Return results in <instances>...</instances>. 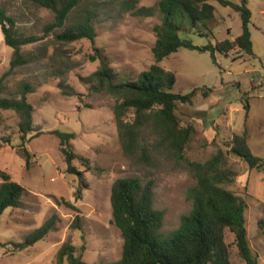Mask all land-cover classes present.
Segmentation results:
<instances>
[{
    "label": "rangeland",
    "instance_id": "rangeland-1",
    "mask_svg": "<svg viewBox=\"0 0 264 264\" xmlns=\"http://www.w3.org/2000/svg\"><path fill=\"white\" fill-rule=\"evenodd\" d=\"M157 1L86 0L82 4L94 13L93 43L83 38L56 44L49 33L41 41L21 48L27 53L40 52L45 47L48 58L14 70L6 80L4 95L15 94L20 81L30 83L35 90L27 95L32 106V131L25 141V148L31 153L29 166L19 152L18 114L0 109V171L9 174L26 191L23 206L9 208L0 217V264H58L57 254L64 243L73 245L76 255H81L87 264L117 261L123 239L111 223L110 192L119 177H138L143 184L154 181L153 206L164 211L165 232L176 229L181 215L190 211L186 194L196 183L193 174L163 148L157 149L148 163L138 155L126 154L114 118L115 98L92 90L93 82L89 80L99 66L97 60L89 59L95 47L108 58L110 67L122 80H135L154 64L153 27L161 23ZM228 1L245 3L251 11L252 56L234 47L226 55L216 51L214 64L209 52L179 48L160 66L175 76L172 92L187 94L196 89L191 103H177L175 109L180 125H191L195 131L184 158L203 162L218 149L226 153L228 165L236 173L228 188L246 203L248 244L258 264H264V165L249 168L230 152L233 136L246 131L251 151L264 160V0ZM210 3L215 8L214 19L206 26L198 23L191 27L188 17H175L182 28L181 38L203 46L232 41L240 35L239 13L216 1ZM1 7L15 20L17 31L25 35L43 37L44 26L53 20L50 10L28 0H0ZM139 8H152L154 13L149 17L134 15ZM60 30L54 29V33ZM53 51L59 55L50 61ZM11 58L12 49L4 43L0 26V76L8 70ZM60 80L77 95H64L58 87ZM245 102L249 105L247 113ZM124 119L132 122L133 111L129 110ZM55 130L74 133L72 149L78 157L87 159L88 168L79 159L72 162L83 171L87 184L78 199L75 192L79 180L66 172ZM63 201L72 203L78 212ZM52 215H56L54 230L32 246L14 248L12 243L22 242ZM76 215L81 219L80 229L72 227ZM259 220L263 221L262 227ZM225 242L231 264H246L229 230L225 231ZM62 264L68 263L64 260Z\"/></svg>",
    "mask_w": 264,
    "mask_h": 264
},
{
    "label": "trees",
    "instance_id": "trees-1",
    "mask_svg": "<svg viewBox=\"0 0 264 264\" xmlns=\"http://www.w3.org/2000/svg\"><path fill=\"white\" fill-rule=\"evenodd\" d=\"M38 7L50 10L53 20L43 28V37L34 34L19 33L15 20L0 8V26L4 43L12 49L9 68L0 76V109L11 110L18 114L20 133V154L29 166L31 153L25 148V141L32 131V106L27 95L35 87L26 81H20L13 95H4L6 80L13 71L44 58L47 49L40 52H22L21 48L41 41L49 33L53 34L56 44H68L80 39L94 42V13L83 2L86 0H28ZM211 1L221 6L231 7L239 13L241 33L234 40H224L215 45L208 43L197 46L187 38H181L182 28L175 22L177 15L186 16L191 27L198 23L206 24L214 19V6ZM133 6V4H131ZM157 10L161 23L153 27L155 43L152 47L154 64L142 71L135 80H122L109 65L108 58L100 49L94 48L90 61H98L99 66L89 77L93 82L92 90L106 92L115 98L114 118L123 151L128 155H138L141 161L151 162L153 153L163 148L174 159L181 161L195 177L196 183L188 189L186 197L191 202L188 213L181 215L178 227L170 232L163 231L164 211L153 206V180L142 183L138 177H119L114 180L110 192L111 223L122 236L120 258L109 264H231L229 246L225 242V231L234 234V241L239 256L246 264H258L248 244L245 227V201L228 187L234 183L236 173L229 167L226 153L218 149L203 162L188 161L184 151L195 133L193 126L182 127L175 114L177 103H191L196 89L187 94L174 93L173 73L160 66V62L179 48L209 52L216 64L215 52L227 54L234 47L248 55H253L251 33L249 29L251 11L245 3L235 4L228 0H158ZM152 8H139L133 12L140 17H149ZM61 29L54 33V29ZM209 30V29H208ZM59 54L53 51L50 61H55ZM65 65V63H62ZM59 68V67H58ZM60 70V69H59ZM59 73V71H58ZM58 87L67 96L77 95L74 89L60 80ZM243 107L248 112L247 102ZM132 110L134 119L126 122L124 116ZM59 138L60 152L64 156L66 172L78 177L79 186L75 192L80 198L81 191L87 187L83 171L77 170L72 162L81 160L87 166V159L78 157L71 145L74 133L55 130ZM147 135V137L144 136ZM150 139L152 142L147 141ZM230 152L245 162L249 168H259L264 160L253 154L247 133L234 135ZM0 217L9 208H21L26 191L23 186L13 181L9 174L0 171ZM63 204L78 212L77 207L68 201ZM80 217L76 215L72 225L80 229ZM260 227L263 221L259 220ZM56 215H52L22 242L12 243L14 248L23 250L43 239L55 229ZM83 249V248H82ZM66 260L68 264H87L76 255L73 245L64 243L57 254L58 264Z\"/></svg>",
    "mask_w": 264,
    "mask_h": 264
}]
</instances>
